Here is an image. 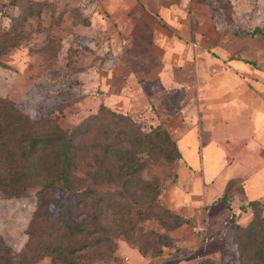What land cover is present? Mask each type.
<instances>
[{"label":"rangeland","instance_id":"obj_1","mask_svg":"<svg viewBox=\"0 0 264 264\" xmlns=\"http://www.w3.org/2000/svg\"><path fill=\"white\" fill-rule=\"evenodd\" d=\"M12 1L0 0V97L15 103L33 120L51 115L63 128H71L97 114L105 104L129 115L144 133L162 125L173 138L191 145L184 136L186 130L178 129L176 121L180 108L192 109L193 75L197 73L193 62L213 60L207 67L213 74L232 67V61L249 63L264 72V37L235 36L237 30L264 26V0H44L40 15L25 22H19L21 8ZM175 4L181 5L182 12L168 17L167 26L187 39L178 41L172 35L174 30L159 24L157 29L175 40L173 47L159 43L154 51V34L152 38L146 30L150 25L144 22L141 32L135 24L143 7L155 15L160 7ZM9 31L11 37L6 36ZM155 37L162 39L163 35ZM239 68L235 72L243 76ZM190 115L185 112L181 117L193 121L191 126L199 125L200 120ZM189 132L198 138L199 155L191 147L189 156L171 166L164 159L153 161L144 154L149 164L142 173L143 179L156 178L162 187L151 211L162 214L169 208L188 222L172 229L156 216L140 221L136 211L141 205L134 204L131 213L136 226L113 232L115 249L106 251L103 258L96 256L92 264H241L230 218L233 210L237 221L246 226L254 212L240 208L245 204L240 181L228 189L229 194L236 193L230 201L223 197L226 184L219 191L215 187L220 175L228 171L225 166L232 162L230 170L236 167L232 165L237 163L235 152L240 146L225 143L220 148L224 150L220 162H224L210 168L202 148L214 140V133L209 128ZM229 133L234 135L232 130ZM88 162L90 158L82 159L76 170L79 176L85 175ZM37 189L22 197H0V237L15 252L28 240L26 230L36 209ZM120 189L100 186L101 193L110 195ZM65 198L64 192H53L49 209L55 215H60V208L54 200ZM115 199L128 201L117 193ZM105 209L103 222L113 227L120 216L113 214V207ZM37 264L52 263L46 257Z\"/></svg>","mask_w":264,"mask_h":264},{"label":"trees","instance_id":"obj_2","mask_svg":"<svg viewBox=\"0 0 264 264\" xmlns=\"http://www.w3.org/2000/svg\"><path fill=\"white\" fill-rule=\"evenodd\" d=\"M42 1L13 0L21 8L19 22L40 15L45 3ZM12 34L9 31L6 36ZM257 35L264 37V26L235 32L240 38ZM101 120L108 122L101 124ZM144 154L153 161L164 159L171 166L183 157L165 126L144 133L129 115L105 104L84 122L63 128L51 115L33 120L15 103L0 97V197H22L38 187L36 209L26 230L28 240L20 252H15L0 237V264H37L46 257L52 264H92L96 256L103 258L106 251L115 249L113 232H127L136 226L131 213L134 204L141 205L136 211L140 221L156 216L172 229L187 223L169 208L162 214L151 211L158 204L162 187L156 178H142L149 164ZM84 157L90 162L85 175L79 176L76 170ZM232 183L223 193L229 201L236 194L228 193ZM107 185L121 189L112 195L101 193L100 186ZM57 190L67 195L63 200H54L60 215L49 209ZM116 193L128 201L116 200ZM105 206L113 207V214L120 216L113 227L103 222ZM240 208L254 212L252 220L243 226L232 210L230 224L236 233L240 262L264 264V203L251 200Z\"/></svg>","mask_w":264,"mask_h":264},{"label":"crops","instance_id":"obj_3","mask_svg":"<svg viewBox=\"0 0 264 264\" xmlns=\"http://www.w3.org/2000/svg\"><path fill=\"white\" fill-rule=\"evenodd\" d=\"M145 1L149 2L150 0ZM186 1L188 0H184V2ZM149 10L150 8L146 10L143 7V14L138 19L139 25L137 23L135 26L137 25L142 32L145 26L144 22L150 25L149 28L146 25V30L147 34L152 36V38L154 34L153 41H156L153 45L154 51L158 49L159 43L170 47L171 43H174L175 37H167L157 27L160 24L167 29L174 30L171 26H167L170 23L167 18L172 17L176 11L181 13V5L162 6L155 15L150 14ZM160 18L162 22L158 21ZM149 30L152 33L148 32ZM157 31L162 33V39L161 37H155L159 34ZM172 35H176L178 38L176 39L180 42H183V38L187 39L182 33L179 35L175 30ZM171 47H173V44ZM204 50L206 51V49ZM186 59L185 55L184 61ZM210 60L193 62L197 68V73L193 75L195 80L193 87L195 89L190 100L192 101V109L189 112L180 108L177 112L176 126L178 129L182 128V132L186 130L184 136L191 141V145H184L180 138L174 139L178 142L183 156H189L192 153L191 147L193 152H197L199 155L198 138L194 132L189 131L193 129L197 132L199 129L203 131L204 128L206 130L209 128L214 133V138L212 137L214 140H211L209 144L203 145L202 155L204 156V161L207 160L206 163L208 162L210 168L224 162H220L221 153H224V150L220 148H223L225 143L240 146V149L235 152L237 163L232 165L236 167L230 170L232 162L225 166V169L228 167V171L225 175H220V179H222L215 187H218L217 191H219L223 189L225 184L227 189L230 182L236 183L240 181L242 184L240 187L242 192L240 191V193L244 196L245 204H248L251 200H260L264 203V72L254 66H250L251 64L249 63L232 61L231 66L233 68L227 66L223 71L213 74L209 73L207 68ZM210 62H213V60ZM237 68L244 72L243 76L235 72ZM185 112H188L189 115L191 114L190 116L193 118L199 119V125L194 124L191 126L190 124L194 123L193 121L190 122L189 118H182L181 114ZM230 130L234 131L233 136H230ZM210 200L208 199L207 202ZM235 208L236 206L234 205Z\"/></svg>","mask_w":264,"mask_h":264}]
</instances>
